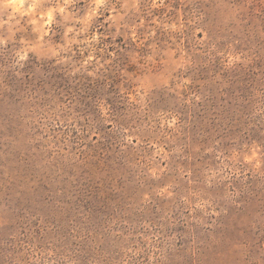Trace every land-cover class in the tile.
<instances>
[{"label":"rangeland","instance_id":"rangeland-1","mask_svg":"<svg viewBox=\"0 0 264 264\" xmlns=\"http://www.w3.org/2000/svg\"><path fill=\"white\" fill-rule=\"evenodd\" d=\"M0 264H264V0H0Z\"/></svg>","mask_w":264,"mask_h":264}]
</instances>
